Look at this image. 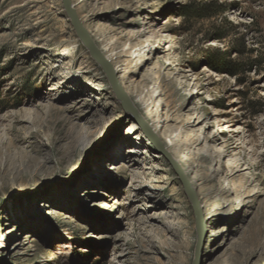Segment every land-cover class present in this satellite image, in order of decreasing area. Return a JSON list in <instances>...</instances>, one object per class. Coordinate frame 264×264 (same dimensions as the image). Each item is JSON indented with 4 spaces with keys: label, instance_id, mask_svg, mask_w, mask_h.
I'll return each instance as SVG.
<instances>
[{
    "label": "rangeland",
    "instance_id": "374dc122",
    "mask_svg": "<svg viewBox=\"0 0 264 264\" xmlns=\"http://www.w3.org/2000/svg\"><path fill=\"white\" fill-rule=\"evenodd\" d=\"M70 2L194 191L196 264H264V0ZM196 243L62 0H0V264H192Z\"/></svg>",
    "mask_w": 264,
    "mask_h": 264
},
{
    "label": "water",
    "instance_id": "95a60500",
    "mask_svg": "<svg viewBox=\"0 0 264 264\" xmlns=\"http://www.w3.org/2000/svg\"><path fill=\"white\" fill-rule=\"evenodd\" d=\"M63 9L66 13V16L70 20L71 27L73 28L75 34L77 35L78 39L81 41L83 46L87 49L89 56L100 66L103 73L106 75L109 85L117 97L118 101L120 102L121 106L125 110V112L131 114L137 126L140 128L141 132L151 141L153 146L159 152L160 155L168 162L170 168L174 172L175 176L177 177L178 181L180 182L183 191L191 204V208L193 211V215L195 218V226L197 232V243L195 247V256L194 261L192 264H196L197 259L199 257V253L202 247L203 241V216L201 210L198 206L197 198L194 194V191L191 189L190 185L188 184L187 180L185 179L181 169L178 165L172 160L168 152H166L162 146L158 143L150 129L147 127L144 119L140 117L134 110L132 104L124 94L121 86L115 77L111 66L109 63L104 59V57L100 54L99 50L95 47L92 40L90 39L87 31L84 29L82 24L80 23L75 10L73 9L70 0H62Z\"/></svg>",
    "mask_w": 264,
    "mask_h": 264
},
{
    "label": "bare ground",
    "instance_id": "6f19581e",
    "mask_svg": "<svg viewBox=\"0 0 264 264\" xmlns=\"http://www.w3.org/2000/svg\"><path fill=\"white\" fill-rule=\"evenodd\" d=\"M105 47L106 46H102L100 49H99V52H100V54L103 56V57H105V55H106V49H105ZM106 58V59H105ZM104 59L108 62V63H111L112 62V59H108L107 57H105ZM144 120L147 122L148 120H150V116H148V115H145L144 116ZM225 131H226V129H225ZM71 141H72V139H71ZM190 144L191 143H187V144H184V145H182L181 147H183V148H188L189 146H190ZM165 146H166V148H169V146H168V144H166L165 143ZM177 151L178 152H181V148L180 147H177ZM38 163H36V161H33V160H30V161H28L26 164H25V166H36ZM11 168V167H10ZM14 170V169H13ZM184 173H185V171H183Z\"/></svg>",
    "mask_w": 264,
    "mask_h": 264
},
{
    "label": "trees",
    "instance_id": "16d2710c",
    "mask_svg": "<svg viewBox=\"0 0 264 264\" xmlns=\"http://www.w3.org/2000/svg\"><path fill=\"white\" fill-rule=\"evenodd\" d=\"M185 9H186V8H185ZM204 9H205V8H200L198 11L201 12V11H203ZM188 12H192V11L186 9V10L184 11V14H187ZM193 13H194V11H193Z\"/></svg>",
    "mask_w": 264,
    "mask_h": 264
}]
</instances>
